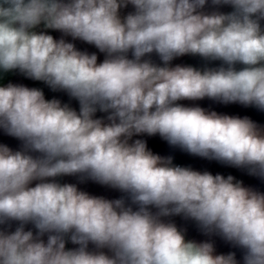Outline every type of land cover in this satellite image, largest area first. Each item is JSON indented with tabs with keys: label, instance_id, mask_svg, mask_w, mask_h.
<instances>
[{
	"label": "clouds",
	"instance_id": "clouds-1",
	"mask_svg": "<svg viewBox=\"0 0 264 264\" xmlns=\"http://www.w3.org/2000/svg\"><path fill=\"white\" fill-rule=\"evenodd\" d=\"M209 2L232 11H205ZM41 25L94 45L103 62ZM184 55L221 64L171 66ZM15 70L66 92L79 111L38 88L0 87V129L22 142L0 144V264H239L234 252L186 239L173 216L242 250L243 264H264V193L132 139L159 135L264 179V126L178 103L264 111V0H0V71ZM62 176L125 197L92 196Z\"/></svg>",
	"mask_w": 264,
	"mask_h": 264
},
{
	"label": "crops",
	"instance_id": "crops-1",
	"mask_svg": "<svg viewBox=\"0 0 264 264\" xmlns=\"http://www.w3.org/2000/svg\"><path fill=\"white\" fill-rule=\"evenodd\" d=\"M204 10L208 12L213 11V10H219L221 12L228 13L232 11V8L230 6L224 5V6H219L217 9V8H214L209 2V4L206 5ZM133 11H134L133 6L128 5L127 7L122 8L120 10V15L123 17ZM36 30L37 31H47V34L52 35L54 39H57V40L64 38L67 42L73 43L75 47L80 51H86L89 54L95 53L98 58L97 60L98 63L103 62L105 58V54L101 53L94 45H90L81 40H73L70 36L65 37L59 31H55L51 29L44 30L42 25ZM129 58H131V53H129ZM151 59L157 64L162 63L159 60V57L156 56L155 54H152ZM178 64L182 66H193L196 68H203L205 66L219 67L221 62L220 61L206 62L199 56L184 55V56L175 58L171 62V66L173 67ZM240 67H241L240 65H237L238 69ZM9 83H12L15 85H23L29 88H38L43 91L46 100L58 99L61 101L62 104H68L70 107L74 108L76 111H79L78 101L73 98H70L66 92L53 91L44 82L27 78L26 76L21 74L18 70L6 72V73L0 71V87L6 86ZM178 103L183 104L184 106H200L209 111H216L218 114L238 116L241 118L248 117L254 122L258 123L259 125L264 126V111H259L254 107H245L238 103L223 104V103L212 101L207 98L203 100H197V101L183 100V101H179ZM106 115H107L106 113H101L98 111L96 113L95 118H105ZM132 139L133 140L135 139L144 140L147 144L148 149L156 155H160L162 157L171 156L173 164H176L179 161H183L185 162L186 167H190L196 171H200V172L208 171L212 175L219 174V175L224 176L225 178L231 175L235 178V180L242 182L245 187H250L254 190L264 193V179L258 178L253 175H249L246 170L228 166L216 160H209L206 158H201L199 156L191 155L185 151H182L178 147L170 146L159 135L148 136L145 134V135H140V136H134ZM0 144L6 145L10 149L16 151V150H20L22 142L15 137L7 135L3 131V129H0ZM33 155H36V154H33ZM56 179H57V182L62 183V184L63 183L76 184L79 190L85 191L89 195H92V196L103 197L109 200H114V199H119L121 197H125V194L120 192L119 190L112 189L108 186L100 185L91 180H84L83 182H81L80 178L77 176H62ZM35 183L36 182L33 183V186ZM126 203H130V201L126 200ZM132 207L135 210V206L133 205ZM152 211H156V210L152 209ZM166 219L171 220V222H174L178 228L183 229L185 231L186 239L194 240L198 243L210 241L214 244L216 254L226 255L230 252H234L239 264H243L242 250H240L239 248L233 247L231 244L225 242L219 236H216V235L207 236L203 234L194 221L186 220L182 216H173V217H169ZM17 226H18L17 222H13L11 224L10 230L14 231ZM25 228L26 230H32L35 233V229L33 228L31 224L26 225ZM43 239L46 241L47 236H45ZM76 247H78V245H73L70 241L66 243L67 249H73ZM93 247H94L93 245L91 244L89 245L90 250H92ZM104 251L107 252L106 249Z\"/></svg>",
	"mask_w": 264,
	"mask_h": 264
},
{
	"label": "built area",
	"instance_id": "built-area-1",
	"mask_svg": "<svg viewBox=\"0 0 264 264\" xmlns=\"http://www.w3.org/2000/svg\"><path fill=\"white\" fill-rule=\"evenodd\" d=\"M174 165H176V166H181V167H186V164H185V162H183V161H179V162H177V163L174 164Z\"/></svg>",
	"mask_w": 264,
	"mask_h": 264
}]
</instances>
